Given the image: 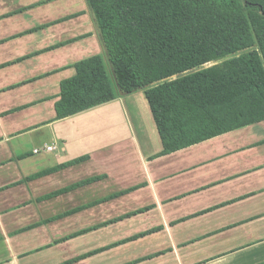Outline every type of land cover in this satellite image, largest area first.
Instances as JSON below:
<instances>
[{
	"label": "crops",
	"instance_id": "0c3cea01",
	"mask_svg": "<svg viewBox=\"0 0 264 264\" xmlns=\"http://www.w3.org/2000/svg\"><path fill=\"white\" fill-rule=\"evenodd\" d=\"M102 54L86 0H0V264H264V121L160 155L142 92L56 120Z\"/></svg>",
	"mask_w": 264,
	"mask_h": 264
},
{
	"label": "trees",
	"instance_id": "16d2710c",
	"mask_svg": "<svg viewBox=\"0 0 264 264\" xmlns=\"http://www.w3.org/2000/svg\"><path fill=\"white\" fill-rule=\"evenodd\" d=\"M86 3L103 54L61 83L56 120L142 92L160 155L264 121V0Z\"/></svg>",
	"mask_w": 264,
	"mask_h": 264
},
{
	"label": "rangeland",
	"instance_id": "374dc122",
	"mask_svg": "<svg viewBox=\"0 0 264 264\" xmlns=\"http://www.w3.org/2000/svg\"><path fill=\"white\" fill-rule=\"evenodd\" d=\"M220 62H215V63H209L207 65H205V68L207 67H211V66H214V65H218ZM133 95V94H132Z\"/></svg>",
	"mask_w": 264,
	"mask_h": 264
},
{
	"label": "built area",
	"instance_id": "2783aa9c",
	"mask_svg": "<svg viewBox=\"0 0 264 264\" xmlns=\"http://www.w3.org/2000/svg\"><path fill=\"white\" fill-rule=\"evenodd\" d=\"M53 149V147H46V150L47 151H50V150H52Z\"/></svg>",
	"mask_w": 264,
	"mask_h": 264
},
{
	"label": "water",
	"instance_id": "95a60500",
	"mask_svg": "<svg viewBox=\"0 0 264 264\" xmlns=\"http://www.w3.org/2000/svg\"><path fill=\"white\" fill-rule=\"evenodd\" d=\"M120 95H121V96H123V95H124V93H123V92H120Z\"/></svg>",
	"mask_w": 264,
	"mask_h": 264
}]
</instances>
